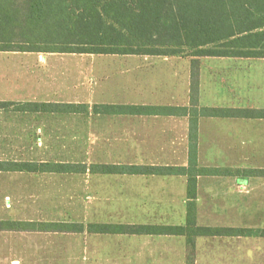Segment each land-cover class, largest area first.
<instances>
[{
    "label": "rangeland",
    "instance_id": "obj_1",
    "mask_svg": "<svg viewBox=\"0 0 264 264\" xmlns=\"http://www.w3.org/2000/svg\"><path fill=\"white\" fill-rule=\"evenodd\" d=\"M187 62L186 59L166 60L126 55L5 54L0 56V97L16 103L54 99L89 105L100 101L125 103L132 97L133 86L135 90L142 88L141 76L143 72L148 75L150 66L165 69L171 65L181 66L185 78ZM143 66L148 70L143 71ZM127 121L124 117L98 114H37L18 111L15 106H11L8 110L0 111V160L80 162L89 165L150 159V154H154L152 151L155 150L152 141L155 137L148 135V142L153 144L148 143L144 146L145 150L140 144L135 145L134 150L129 149ZM186 122L183 121L180 126L184 139ZM201 127L207 132V141L199 150L200 165L236 170L264 168V150L261 149L264 144L256 142L253 135L257 130L264 132V119L206 118ZM217 129L220 133L230 129L233 134L226 138L231 142L221 143L222 136L219 135V144H210L208 141L214 140L216 136L209 133ZM160 137L166 138L163 135ZM158 148L162 150L160 142ZM165 155L169 156L166 152ZM177 156L180 159L177 163L186 164L185 149L178 152ZM236 174L203 179L201 191L239 194L242 198L235 201H240L245 208L221 213L203 207L199 216L200 224L264 228V208L257 206L262 201L259 194L264 193V176ZM181 182V189L183 186L184 190V181ZM131 185L126 179L100 178L98 174L90 172H0V219L65 220L86 224L90 221L127 222L133 219L130 215L134 213L126 211L127 200L123 194ZM119 192H123L122 196L117 195ZM207 201L204 194L201 202L206 206ZM103 203L112 204L114 209H103ZM183 213L181 223L177 219L179 224H184L185 211ZM92 238L97 237L89 233L54 235L0 231V264H96L75 256L79 242ZM259 238L262 237L236 239L251 242ZM57 241L68 245L67 251L71 253L69 262L62 261L58 253L62 248L51 246ZM205 244L202 243L203 246ZM250 245L248 243V249L254 250V246ZM198 264L226 263L217 257L213 262L201 257ZM242 264H256L255 256L251 253Z\"/></svg>",
    "mask_w": 264,
    "mask_h": 264
},
{
    "label": "trees",
    "instance_id": "obj_2",
    "mask_svg": "<svg viewBox=\"0 0 264 264\" xmlns=\"http://www.w3.org/2000/svg\"><path fill=\"white\" fill-rule=\"evenodd\" d=\"M264 0H0V52L142 55L190 59V103L185 106L51 103L0 100V110L83 114L188 116V164L130 165L0 160V172L181 175L187 178L184 224H124L0 219V231L150 234L185 238L194 264L198 237H264V228L198 224V178L264 176V168L232 169L199 163L201 117L264 118V109L200 105L202 57L264 58ZM246 32V33H245ZM244 33L242 37L239 34ZM236 170V171H235Z\"/></svg>",
    "mask_w": 264,
    "mask_h": 264
},
{
    "label": "crops",
    "instance_id": "obj_3",
    "mask_svg": "<svg viewBox=\"0 0 264 264\" xmlns=\"http://www.w3.org/2000/svg\"><path fill=\"white\" fill-rule=\"evenodd\" d=\"M264 30V27L262 29ZM246 33V32H245ZM244 33L239 34L240 37ZM20 52H0V56L5 54H17ZM54 55L61 53H23ZM120 56V55H118ZM132 57L144 58H163V59H186V75L184 78L181 66L171 65L167 68H154L150 66L149 70L143 66L142 70H148V75L143 72L141 79L143 85L141 89L135 90L132 87V97L125 103H114L111 101H100L98 104H127L133 106L151 105V106H185L190 103V59L182 57H160V56H142L126 55ZM168 69V70H167ZM164 70H167L165 72ZM155 71H159L155 73ZM157 77V78H156ZM157 83V84H156ZM131 93V91H130ZM3 101L6 98L0 97ZM40 102V101H27ZM42 102L51 103H69L72 101L65 100H46ZM76 103V102H73ZM81 104V103H78ZM200 105L213 107H232V108H255L264 109V58L253 57H202L200 67ZM1 111V110H0ZM42 113V112H30ZM46 113V112H45ZM48 114L70 115L80 113L66 112H47ZM104 117H124L127 121V143L129 149H135V145H142V150L148 143V135L151 134L154 141V154H150V159H142L124 164L130 165H171L181 166L188 164V134L189 118L188 116L177 114H151V113H127V114H98ZM244 119L247 118H217L201 117L199 121V150L207 141L201 124L203 119ZM264 119V118H260ZM187 121L186 138L182 136L180 126L183 121ZM216 136L214 140H209L210 144H219V135L222 136L221 143H230L231 140L226 136H232L233 132L215 130L210 132ZM166 138H161L160 136ZM256 142L264 144V132H254ZM137 136V138H136ZM159 142L162 150L159 151ZM217 148L213 147L212 149ZM261 148V147H260ZM128 149V150H129ZM186 150V164L177 163L180 160L178 152ZM264 150V147L261 148ZM165 152L169 156L165 155ZM146 155H144V158ZM200 159V156H199ZM109 163V162H98ZM200 163V160H199ZM100 178L106 179H126L133 185L128 186L126 193H117L119 196L126 198L125 208L127 212L134 213L132 220L127 222L98 221V223H124V224H168L177 225L181 223L182 213L187 212V178L181 175H155V174H98ZM210 176L198 178L197 191V212L198 224L201 209H215L216 212H229L232 209L240 210L245 205L236 199H241L239 194L224 192H204L201 191L203 179ZM212 177V176H211ZM181 181H184L181 189ZM154 184V185H149ZM165 184V186H162ZM178 184V185H177ZM206 195V206L202 201L203 195ZM262 199L257 206L264 208V193L259 194ZM212 200V201H211ZM103 209H114L110 203H103ZM184 214V213H183ZM179 216V218H177ZM167 217V218H166ZM169 218V219H168ZM177 219L179 223L177 222ZM65 221V220H61ZM185 222V220H184ZM180 225V224H179ZM204 225V224H200ZM210 226H227V225H210ZM239 227L240 226H230ZM54 235H64V232H36ZM88 233V232H84ZM82 234V233H77ZM97 238L91 240L84 239L79 242L75 256L86 261L95 262L96 264H187L188 248L185 238L175 235H150V234H106V233H89ZM234 237H198L196 240L195 262L201 257H207V260L214 261V258H220L226 264L231 262L242 264L251 253L255 256L256 264H264V237L248 242ZM232 238V239H231ZM211 239V240H209ZM221 239V240H217ZM206 242L203 246L202 243ZM55 243H58L56 246ZM51 246L60 247L58 253L62 256L64 262H69L70 250L61 241H57ZM248 243L254 246V250L248 249ZM250 245V246H252ZM58 257V256H57Z\"/></svg>",
    "mask_w": 264,
    "mask_h": 264
}]
</instances>
